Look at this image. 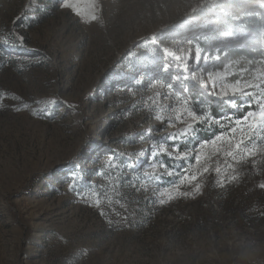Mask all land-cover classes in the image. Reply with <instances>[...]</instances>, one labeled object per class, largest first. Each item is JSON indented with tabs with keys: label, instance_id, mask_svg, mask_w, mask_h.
<instances>
[{
	"label": "rangeland",
	"instance_id": "rangeland-1",
	"mask_svg": "<svg viewBox=\"0 0 264 264\" xmlns=\"http://www.w3.org/2000/svg\"><path fill=\"white\" fill-rule=\"evenodd\" d=\"M253 1L84 0L81 17L58 0H0V264H264V122L248 127L264 111V63L225 57L254 40L242 23L244 8L261 16ZM11 31L26 47L3 45ZM52 98L66 103L48 117L12 109ZM154 128L189 171L205 144L239 141L241 128L257 162L237 164L225 189L210 175L196 199L163 206L118 184L108 217L69 190L72 169L104 183L105 154L134 157Z\"/></svg>",
	"mask_w": 264,
	"mask_h": 264
},
{
	"label": "snow or ice",
	"instance_id": "snow-or-ice-1",
	"mask_svg": "<svg viewBox=\"0 0 264 264\" xmlns=\"http://www.w3.org/2000/svg\"><path fill=\"white\" fill-rule=\"evenodd\" d=\"M83 3L84 0H58V7L73 10L76 15L82 17L84 9L81 5ZM37 10L36 7H30V11L33 13ZM17 19H23V17H17ZM93 19H95L94 16ZM3 45L13 49L26 47V37L18 31H11L4 39ZM128 91L132 95L135 94L134 89L130 88ZM12 99L21 100L14 94ZM63 103L66 102L59 98H52L44 101L43 107H32L29 103L22 102L20 105H13L12 109L16 112L28 110L33 116L48 117L52 115L54 106ZM67 107L74 109L75 105L68 104ZM152 118L162 120L161 117L157 116ZM258 121L264 122V111L258 117L253 118L248 127H255ZM166 123V120H162L161 127ZM160 130V128L148 130L147 138L153 142L147 150H140L134 157L121 156L115 150L106 153L103 157V163L97 169V176L101 177L104 183L97 184L95 181H87L84 169L81 168L79 171L72 169L69 176V190L76 193L89 206L99 209L101 216L108 217V213L104 211V202L111 204L112 200L106 196V193L109 188L113 192H117L118 184L128 182L138 192L150 191L154 203L163 206L177 199H196L203 194L207 178L210 175L215 177L214 186L225 189L228 185L239 180L237 164L245 158L253 159L258 155L241 149L242 139L247 133V129L241 128L236 130L241 135L239 141L234 137L218 136L210 144H205L200 154L195 155L190 161L197 167L194 171H189L188 166L184 164V156L180 157L179 166L173 163L175 157L170 155V152L173 148L180 151L177 147L178 142L175 139L154 135ZM256 162L253 159V163ZM81 182L87 183V192H82L79 189L78 185ZM257 187L264 190V182L258 183ZM121 206L125 207V205ZM111 211L115 212V207ZM116 214L119 215V213ZM107 222L113 223L110 217Z\"/></svg>",
	"mask_w": 264,
	"mask_h": 264
},
{
	"label": "trees",
	"instance_id": "trees-1",
	"mask_svg": "<svg viewBox=\"0 0 264 264\" xmlns=\"http://www.w3.org/2000/svg\"><path fill=\"white\" fill-rule=\"evenodd\" d=\"M252 4H259L261 9L260 13L261 16H258L257 14L252 13L248 10V8H244L242 13H247L250 16H246L245 20H243V27L248 34H253L254 40L249 43L244 48L241 49H235L230 50L226 54L225 57H228L229 59L233 60L234 62L244 59L246 62L252 61L253 65L257 61H261L264 63V0H254ZM245 6V5H244ZM251 9V8H249ZM208 72V68L204 69V72ZM187 91L191 93V87L188 86ZM232 108L227 107L226 110L228 112H231ZM220 111V110H219ZM217 111V107L212 108L213 115L216 118H220L221 114ZM248 111V109L246 110ZM233 113H237L236 111H233ZM207 139V138H205Z\"/></svg>",
	"mask_w": 264,
	"mask_h": 264
}]
</instances>
